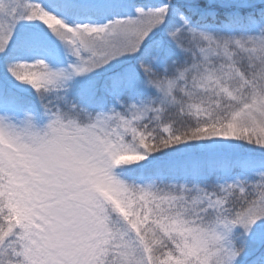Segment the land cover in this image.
Returning <instances> with one entry per match:
<instances>
[{"label":"snow or ice","instance_id":"1","mask_svg":"<svg viewBox=\"0 0 264 264\" xmlns=\"http://www.w3.org/2000/svg\"><path fill=\"white\" fill-rule=\"evenodd\" d=\"M0 264H264V0H0Z\"/></svg>","mask_w":264,"mask_h":264}]
</instances>
